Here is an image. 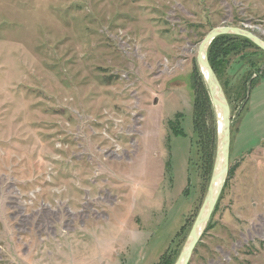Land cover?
Wrapping results in <instances>:
<instances>
[{
  "label": "rangeland",
  "instance_id": "obj_1",
  "mask_svg": "<svg viewBox=\"0 0 264 264\" xmlns=\"http://www.w3.org/2000/svg\"><path fill=\"white\" fill-rule=\"evenodd\" d=\"M264 0H0V264H176L219 124L198 49ZM229 172L188 264H264V52L220 36Z\"/></svg>",
  "mask_w": 264,
  "mask_h": 264
},
{
  "label": "water",
  "instance_id": "obj_2",
  "mask_svg": "<svg viewBox=\"0 0 264 264\" xmlns=\"http://www.w3.org/2000/svg\"><path fill=\"white\" fill-rule=\"evenodd\" d=\"M226 35L244 37L264 52V41L247 30L233 27H221L211 30L199 46L198 64L204 74L219 124L218 143L207 195L176 264L189 263L193 251L214 212L229 172L231 145L230 106L208 58V51L213 41L220 36Z\"/></svg>",
  "mask_w": 264,
  "mask_h": 264
},
{
  "label": "crops",
  "instance_id": "obj_3",
  "mask_svg": "<svg viewBox=\"0 0 264 264\" xmlns=\"http://www.w3.org/2000/svg\"><path fill=\"white\" fill-rule=\"evenodd\" d=\"M262 147H264V142H263V144L261 145ZM79 264H82L81 262H79Z\"/></svg>",
  "mask_w": 264,
  "mask_h": 264
},
{
  "label": "trees",
  "instance_id": "obj_4",
  "mask_svg": "<svg viewBox=\"0 0 264 264\" xmlns=\"http://www.w3.org/2000/svg\"><path fill=\"white\" fill-rule=\"evenodd\" d=\"M212 44H213V43H212ZM212 44H211V45H212ZM210 47H211V46H210ZM209 49H210V48H209ZM208 54H209V51H208ZM208 58H209V57H208ZM210 64H211V63H210Z\"/></svg>",
  "mask_w": 264,
  "mask_h": 264
}]
</instances>
